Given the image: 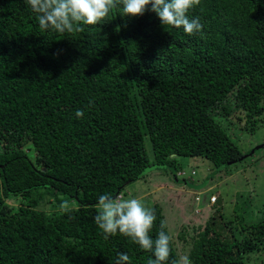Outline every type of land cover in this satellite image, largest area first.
<instances>
[{
    "label": "trees",
    "instance_id": "16d2710c",
    "mask_svg": "<svg viewBox=\"0 0 264 264\" xmlns=\"http://www.w3.org/2000/svg\"><path fill=\"white\" fill-rule=\"evenodd\" d=\"M189 15L203 36L120 8L59 34L40 31L25 0H0V264H116L119 253L147 264L151 254L127 237L104 239L98 197L119 196L150 166H171L177 178L173 155L217 172L245 159L215 110L229 116L233 97L244 129L264 125V0H201ZM45 194L58 209L74 200V210H38ZM218 199L201 205L209 218L191 239L192 264H250L257 252L264 264V223L236 235ZM151 209L153 239L161 222L171 235L162 206ZM171 248L169 264L179 257L173 239Z\"/></svg>",
    "mask_w": 264,
    "mask_h": 264
},
{
    "label": "rangeland",
    "instance_id": "374dc122",
    "mask_svg": "<svg viewBox=\"0 0 264 264\" xmlns=\"http://www.w3.org/2000/svg\"><path fill=\"white\" fill-rule=\"evenodd\" d=\"M233 101L234 98L230 97L226 102L233 109L229 116L224 115L222 107L217 108L215 113H218L222 128L239 147L245 159L217 172L218 169L213 163L204 158L174 157V165L179 174L177 178L174 177L171 166H150L140 180L127 185L120 194L124 198L139 199L149 208L155 204L162 206L165 223L179 256L189 254L191 239L204 228L205 220L209 218L205 211H197L195 204V194L205 192L203 188L207 186L213 187L211 193L216 194L218 201L220 200L217 206L220 208L221 217L225 222L230 221L236 235H240L244 227L264 223V125H260L255 133L248 127L244 129V120L239 119L243 115L239 117L240 112L233 108ZM146 146L149 159L153 163L154 156L149 140H146ZM186 180L189 182L187 185L184 183ZM201 198L206 202L203 194ZM6 202L17 208L26 204L21 198H9ZM69 203L75 207L74 200ZM57 207L54 198L45 194L37 209L53 213L59 210ZM217 218L216 228L227 232L223 228V219L218 214ZM220 248L227 247L222 244ZM261 254L257 252L251 255L249 263L260 264Z\"/></svg>",
    "mask_w": 264,
    "mask_h": 264
},
{
    "label": "clouds",
    "instance_id": "9594fccd",
    "mask_svg": "<svg viewBox=\"0 0 264 264\" xmlns=\"http://www.w3.org/2000/svg\"><path fill=\"white\" fill-rule=\"evenodd\" d=\"M25 2L35 14L42 32L74 34L83 31L81 25H96L105 20L110 12L120 8L122 15L133 17L151 11L165 28L182 29L189 36L197 34L203 36L204 26L200 18H192L189 15L193 8L201 4V0H25ZM76 116L83 118V110L78 109ZM174 157L175 155L172 156ZM211 191L205 190L195 194L197 211L201 212V205L209 202L212 195H216L214 193L211 195ZM201 194L206 197V202L201 198ZM198 196L201 198L199 202L196 200ZM209 205L213 204L209 202ZM95 207L94 222L104 239L118 234L127 237L141 250L151 254L147 264H169L172 236L165 231V226L161 222V228L153 239L151 232L156 221L153 209L145 206L139 199L113 197L110 193L100 195ZM73 210L74 205L67 200L59 205L61 213ZM116 264H132V261L127 253H119ZM171 264H192V261L188 255H181L178 259H172Z\"/></svg>",
    "mask_w": 264,
    "mask_h": 264
},
{
    "label": "built area",
    "instance_id": "2783aa9c",
    "mask_svg": "<svg viewBox=\"0 0 264 264\" xmlns=\"http://www.w3.org/2000/svg\"><path fill=\"white\" fill-rule=\"evenodd\" d=\"M182 175H184V173H181ZM120 197H122L121 195H119ZM200 197L198 196L196 198V200L199 202L200 201ZM217 201V196L216 195H212L210 198H209V202L210 204H214L215 202Z\"/></svg>",
    "mask_w": 264,
    "mask_h": 264
},
{
    "label": "crops",
    "instance_id": "0c3cea01",
    "mask_svg": "<svg viewBox=\"0 0 264 264\" xmlns=\"http://www.w3.org/2000/svg\"><path fill=\"white\" fill-rule=\"evenodd\" d=\"M207 188V189H206ZM203 189H205V190H212L213 189V187L211 186V187H205V188H203Z\"/></svg>",
    "mask_w": 264,
    "mask_h": 264
},
{
    "label": "water",
    "instance_id": "95a60500",
    "mask_svg": "<svg viewBox=\"0 0 264 264\" xmlns=\"http://www.w3.org/2000/svg\"><path fill=\"white\" fill-rule=\"evenodd\" d=\"M252 154V153H251ZM148 171V169L143 173V175L146 173ZM184 183L187 185V184H189V182L186 180V181H184Z\"/></svg>",
    "mask_w": 264,
    "mask_h": 264
}]
</instances>
